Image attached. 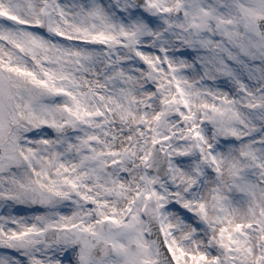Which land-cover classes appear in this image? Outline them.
Returning a JSON list of instances; mask_svg holds the SVG:
<instances>
[{"label": "snow or ice", "instance_id": "6c2138e0", "mask_svg": "<svg viewBox=\"0 0 264 264\" xmlns=\"http://www.w3.org/2000/svg\"><path fill=\"white\" fill-rule=\"evenodd\" d=\"M0 264H264V0H0Z\"/></svg>", "mask_w": 264, "mask_h": 264}]
</instances>
